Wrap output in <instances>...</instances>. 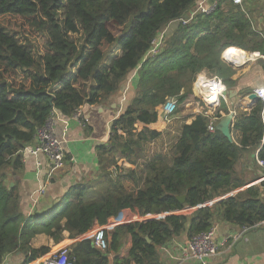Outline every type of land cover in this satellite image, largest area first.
I'll return each mask as SVG.
<instances>
[{"label":"trees","instance_id":"16d2710c","mask_svg":"<svg viewBox=\"0 0 264 264\" xmlns=\"http://www.w3.org/2000/svg\"><path fill=\"white\" fill-rule=\"evenodd\" d=\"M195 2L0 0V264L14 252L24 253L26 263L46 254L47 248L30 247L38 234L54 242L63 231L74 238L88 232L94 223L105 226L120 213L139 218L168 214L163 219L116 226L106 233L105 252L90 240L76 243L70 249L73 264H157L158 247L184 232L191 239L208 231L215 219L241 230L264 221V182L189 216L171 214L245 186L236 172L243 155L257 152L264 161V104L259 100L249 110L238 109L232 141L216 126L209 133V117L197 114L182 125L166 156H154L143 164L147 174L142 188L129 192L124 186L126 182L137 186L143 179L136 175L143 158L140 152L161 137L164 122H160V112L167 99L183 104L202 72L221 79L228 90L237 88L236 71L221 60L225 52L244 53L241 49L264 57V24L263 36L255 34L245 8L234 6L231 0H219L209 15H198L185 25L178 23L164 37L156 55H147L159 34L188 14ZM15 21L25 22L31 32L43 37L42 55L34 57L8 31ZM71 36H80L79 43ZM116 49L120 55L104 63ZM133 72L137 78L133 99L111 122L107 143L95 149L101 178L97 194L89 196L90 187L75 185L48 220H42V213L25 218L16 188L7 186L5 171L23 168V151L33 144L36 132L52 112L72 118L84 106L109 105L123 93ZM18 74L23 75L24 84L12 87L11 79ZM89 82L87 90L82 88ZM252 91L245 88L240 93L246 96ZM227 111L221 102L215 116L221 118ZM132 167L130 172L124 170ZM182 196L183 203L178 201ZM127 237L131 247L122 259L118 252Z\"/></svg>","mask_w":264,"mask_h":264},{"label":"crops","instance_id":"0c3cea01","mask_svg":"<svg viewBox=\"0 0 264 264\" xmlns=\"http://www.w3.org/2000/svg\"><path fill=\"white\" fill-rule=\"evenodd\" d=\"M197 1L199 0H196V3ZM262 1L264 0H243L242 5L246 10L247 17L250 18L252 23L254 22L253 24L258 26V24L261 23V27L258 26L261 30H263L264 24V4H262ZM173 24L175 26V23ZM171 25L172 23L168 25L164 33L169 34L171 32L174 28V26L171 27ZM135 73L136 72H133L132 76H128L126 83L121 89L123 93L114 98L109 105L82 107V114L88 122L87 127L90 128L89 131H86V128L81 127L72 118H65L60 114H56L57 135L61 136L64 127H66L67 130L63 132L67 158L64 160L62 168L50 172L48 160L45 156L41 155L35 159L25 151L22 154L23 168L18 172L5 171L8 175L7 186L16 188L20 197L21 214L25 218L42 213L44 217L42 220H48L58 212L64 194L75 185L90 187L91 189H88L89 196L97 194L101 178L98 172L95 149L96 146L107 143L109 138L108 129L112 122L111 119L114 116L115 119L118 113L123 112L131 102V99H133L132 94L135 91L137 81L136 79L132 84V80L136 78ZM259 85L262 84L260 83ZM251 106L252 104L249 103L243 105V110H249ZM226 107L229 109L234 106L233 103L230 102ZM243 157L245 161L241 164L240 173L244 176L251 177L248 182L256 181L258 179V174L253 170V164H256L254 154L246 153ZM260 182L261 181L254 182L253 185H258ZM45 185L46 187L43 193L39 194L38 189ZM250 186H252V184L248 186L245 184L244 187L228 193L227 197L235 196ZM219 199L220 198H215L207 201L197 209L206 206L213 207L214 203H217ZM120 215L121 214L116 218L118 219ZM120 219H125V217H120ZM126 220L127 222L121 225L140 222L139 217L132 215L127 217ZM63 224L64 221L61 222V225ZM213 226L216 228V241L220 246L224 245V247L219 249V254L216 257L209 260V264H264V226H255V228L242 232L238 226L224 223L216 219L213 221ZM98 227L100 226L94 223L88 232L74 238L70 237L68 232L63 231L60 238L55 242L45 234L36 235L31 239L30 247L33 250L47 248L48 252L32 262L45 259L63 248L71 249L76 243L84 240L91 241ZM234 235H238L239 238L237 240L231 239L230 236ZM188 240L187 233L184 232L173 237L163 246L158 247L157 264H197L194 261L182 260V252ZM130 247V238H124L118 256L122 259L125 258ZM27 258L28 257L25 256L24 253L14 252L12 254H7L2 264H25ZM112 258L113 256H110V262H112ZM30 263L27 262L26 264Z\"/></svg>","mask_w":264,"mask_h":264},{"label":"built area","instance_id":"2783aa9c","mask_svg":"<svg viewBox=\"0 0 264 264\" xmlns=\"http://www.w3.org/2000/svg\"><path fill=\"white\" fill-rule=\"evenodd\" d=\"M219 0H199L196 3V7L194 6L188 14H186L182 19L178 20L175 23H181L183 25L188 24L193 21L194 18L198 15H209L213 13ZM231 3L234 6L242 7L243 0H231ZM168 35L166 33H161L159 36L153 41L151 49L148 51L147 55L154 56V52L159 48H162V44L164 41V37ZM259 54V53H258ZM264 59V57L262 56ZM200 92V95L197 96L204 104L209 108V110H203L199 114H203L209 117V124L207 130L209 133H213L215 126L220 121V118L215 116V109L220 107V103L223 102L226 106L229 105L230 101L228 96L225 94L227 91L226 86L222 83L221 79L215 76L207 77L205 74L198 76L196 78V83L194 85V90ZM194 93L196 94V92ZM203 92V93H202ZM253 95L257 97L259 101L264 104V86L258 87L252 91ZM249 95H246L242 98V100H238L237 104L243 110V105L250 103L248 98ZM234 106V104H233ZM235 108V109H234ZM82 109V108H81ZM78 110L76 114L73 115L72 119L75 120L81 127L87 126V120L82 114V110ZM176 113L175 105L172 101H169L162 108V116L165 123H169ZM57 112H52L43 125L35 135V139L33 144L30 147H27L23 152H28V154L33 158H38L39 156H45L48 160V168L50 172H54L62 168L64 163V133L66 132V127H64L61 136H58L56 133V119ZM227 114L232 115V124L237 115L236 107H231L228 109ZM226 114V115H227ZM223 117V114H221ZM257 165L264 172V161L259 160L257 157L255 158ZM264 181V175L261 180ZM253 185V184H252ZM45 186H42L38 189V193L42 194ZM227 195L219 197L218 201L223 200ZM217 202V201H216ZM199 207V206H198ZM196 208H185L181 211L173 212L171 214L175 215H183L189 216L192 214ZM168 213L160 214V215H148L146 217L140 218V221L150 220V219H163ZM170 215V213H169ZM117 218L111 219L105 226H101L96 228L91 241L92 245L99 251L105 252L108 249V239L106 237V233L113 230L116 226L119 225L118 222L112 223L111 221L116 220ZM121 225V224H120ZM264 225V221L261 223ZM259 225H257L258 227ZM248 230V229H247ZM215 231L216 228L212 225L208 232H203L193 236L191 239L187 241L186 246L182 252V260L194 261L197 264H209V260L216 257L219 254V249L224 247V245H219V243L215 239ZM246 230H242L244 232ZM238 236H234L233 240H237ZM73 260L70 258V249L63 248L56 253L49 255L45 259H41L35 262H31L30 264H73Z\"/></svg>","mask_w":264,"mask_h":264},{"label":"rangeland","instance_id":"374dc122","mask_svg":"<svg viewBox=\"0 0 264 264\" xmlns=\"http://www.w3.org/2000/svg\"><path fill=\"white\" fill-rule=\"evenodd\" d=\"M262 4H264V1H262ZM194 6L196 7V2H195ZM258 10H261V9H258ZM60 18H61L60 20L63 19V15L62 14L60 15ZM173 26H174V24L172 23L171 27H173ZM176 26H177V23H175V26L171 30V33L173 32V30L175 29ZM258 26L261 27V23L258 24ZM258 26L256 24L252 25V28H253L252 31L255 34L258 33V32L261 33V29L258 28ZM165 30L163 32H165ZM8 31H10V33L12 35L16 36V38L19 40V42L21 44L27 45L28 49H30L32 51V54H33L34 57H36L37 55H42L44 53L45 46H44L43 37L37 35L34 32H31V30L28 28V26H27V24L25 22H23V21L22 22L21 21H15L13 23L12 28H10V30H8ZM115 35L118 36L119 35V31H115ZM261 36H263L262 33H261ZM71 38L74 39L76 43H79L80 36H71ZM104 50H106V48ZM239 51L246 53L249 57H248L247 61H245L243 64H241V66L239 65L241 67L239 70H237V69L235 70L236 74H235L234 78L240 79L238 81V84H237L238 87L233 89V90H229V91H234L236 93V98H235L236 101L234 103V106L236 107V112L237 113H238V109L240 108L239 104H237V101L238 100H242V98L244 97L243 94H241L240 92L243 91L245 88H249V90L252 91V90H254V89H256V88H258L260 86L261 87L264 86V72L262 70V64L264 62V59L262 58V56L260 54H258V52H253L252 53V52H248V51H243L241 49ZM157 52H158V50H157ZM154 54H156V51L154 52ZM119 55H120V52L117 49L116 50H112L110 52V57H108L104 61V63H108L111 59L116 58ZM222 55H224V53ZM76 70H77V68H76ZM74 72H73V74H74ZM202 74H205L207 77H209L206 74V72H202V73H199L196 76V78L198 76H201ZM129 76H132V73ZM136 79L137 78H134L133 80L131 79L132 80V84L134 83V81ZM10 83H11L10 85L12 87H20V86H22L24 84L23 75L22 74H18L16 77L11 79ZM195 83H196V79H195V82L191 86L192 95L188 99H186V101L183 104L179 105L177 103L176 99H173V98H169V99H167L165 101V104H167L169 101H172L174 103L175 108H176V113L173 115V117H172V119H171V121L169 123H165L164 120H163V116L161 115L162 112H160V115H161L160 122L162 121V122L165 123V127H164V129L162 131V135L157 141H155V142H153L151 144H146L144 146V148H143V151L140 152V156L143 157V158L140 159V162L138 164V168L136 169V175H138V176L141 175V177L143 179L140 182L137 183V186H135L131 182H126L124 186L129 192L132 191V190H137L139 188H142L144 179H145L146 174H147L146 173V169L147 168H145L143 164L146 161H149L154 156H157V155L166 156L169 148L171 147V145H173L175 143L177 137L179 136L178 133H179V130L181 129L182 125L184 123L189 124L194 119V117L197 114H199L200 112H202L203 110H209V108L207 106H205V104L197 97V96L200 95V92H198L197 89H196V91L194 90ZM260 83L262 85H259ZM90 85H91V82L87 83L86 85H83L82 88L87 90L90 87ZM135 87H136V85H135ZM194 91L196 92V94L194 93ZM217 109H218V107H217ZM217 109H215V111ZM123 112L118 113L116 118L119 115H121ZM114 117L111 119V121L114 120ZM187 122H189V123H187ZM110 125H111V123H110ZM108 130H109V134H110V128ZM254 157L255 158L257 157V152H255ZM244 161H245L244 157H242V159L236 165V172L241 176V178L244 180L245 184L248 186L250 184H253L254 182H258L259 180H261L262 176L264 175V172L257 165L256 160H255L256 164H253V170L258 174V176H257L258 179L256 181H253V182H248L251 179V177L244 176L243 174L240 173L241 172V164H243ZM132 169H134V167H132L131 169L130 168H124V170L126 172H130ZM246 182H248V183H246ZM261 182H264V181H261ZM252 186H257V185H252ZM120 214H121L120 217H125V219H120V217H119L118 219L113 220L111 222L112 223L118 222L119 225L122 224V223H126L127 222L126 218L129 217L130 215H127V214H124V213H120ZM116 217H113L111 219H114ZM262 222H260L258 225L259 226H264V225H261ZM208 231H205V232H208ZM234 236H238V235H234ZM234 236H230L231 239H233ZM238 238H239V236H238Z\"/></svg>","mask_w":264,"mask_h":264},{"label":"water","instance_id":"95a60500","mask_svg":"<svg viewBox=\"0 0 264 264\" xmlns=\"http://www.w3.org/2000/svg\"><path fill=\"white\" fill-rule=\"evenodd\" d=\"M221 60L223 61L222 56H221ZM225 64H227L229 67H231L234 70H236V68L233 67L232 65H230L228 63H225ZM239 69L240 68H237V70H239ZM225 94L229 97L230 102L234 104L235 101H236V99H235L236 98V93L234 91L227 90ZM248 98H249L251 104L255 103L258 100L257 97L255 95H253V94H250L248 96ZM57 114H60V113L57 112ZM231 124H232V115L231 114H227L226 116H223L220 119V121L218 122V124L216 126V130H218L221 133V135H223L229 141H232ZM10 187H12V186H10ZM184 200L185 199H184L183 196L178 198V201L181 202V203H183ZM146 241L149 243V240L147 238H146Z\"/></svg>","mask_w":264,"mask_h":264},{"label":"bare ground","instance_id":"6f19581e","mask_svg":"<svg viewBox=\"0 0 264 264\" xmlns=\"http://www.w3.org/2000/svg\"><path fill=\"white\" fill-rule=\"evenodd\" d=\"M228 52H226V53H224V55H222V59L224 62L232 65L236 69L241 68L240 67L241 64H243L245 61H247L248 57H249L246 53H238V52H229L228 53Z\"/></svg>","mask_w":264,"mask_h":264},{"label":"clouds","instance_id":"9594fccd","mask_svg":"<svg viewBox=\"0 0 264 264\" xmlns=\"http://www.w3.org/2000/svg\"><path fill=\"white\" fill-rule=\"evenodd\" d=\"M228 98H229V97H228ZM229 101H230V99H229ZM249 104H251V103H249ZM253 104H254V103H253ZM221 114H222V113H221ZM221 114H220V115H221ZM223 115H224V114H223ZM224 116H226V115H224ZM221 118H222V117H221ZM221 118H220V119H221ZM217 124H218V123H217ZM231 128H232V127H231ZM231 134H232V133H231Z\"/></svg>","mask_w":264,"mask_h":264}]
</instances>
